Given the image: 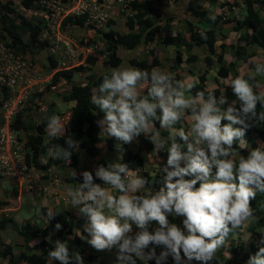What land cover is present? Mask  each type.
I'll list each match as a JSON object with an SVG mask.
<instances>
[{"label": "clouds", "instance_id": "obj_1", "mask_svg": "<svg viewBox=\"0 0 264 264\" xmlns=\"http://www.w3.org/2000/svg\"><path fill=\"white\" fill-rule=\"evenodd\" d=\"M201 36L206 38L204 33ZM228 37H217L216 43H232L227 42ZM226 58L234 60L229 54ZM263 61L261 46L246 61H240V75L218 77L220 83H228L235 97L231 101L214 92L205 95L197 91L192 95L195 81L178 80L157 68L116 67L104 73L90 97L91 104L103 113L96 121L100 132L115 137L118 148L143 135L153 145L155 156L166 151V162L153 173H162L163 184L158 190L146 187L140 171L131 170L119 158L92 171L82 170V179L75 180L76 184L65 192V205L85 219L83 234L79 229L76 235L96 250L114 247L115 264H137V260L142 264H167L169 258L172 264H212L229 234L255 216L250 200L257 192L264 193V143L250 149L245 140L250 127L264 124V111L257 108L259 104L264 109V79L259 77L264 75ZM213 85L218 86L215 81ZM20 88H10L4 82L0 89V123L3 103L21 96L9 119L11 128L23 100ZM5 91H11V95ZM186 116L190 118L187 126L181 123ZM46 119L49 141L64 135L66 122L59 115ZM64 140L66 147L52 143L49 152L67 161L71 152L79 149V142L71 136ZM234 141L240 148L250 149L246 157H235ZM55 175L56 185L66 182ZM69 175L74 178L77 172L71 169ZM94 177L102 183H96ZM52 214L49 212L48 218ZM169 215L181 217V226L170 223ZM258 231V248L244 264H264V230ZM52 243L47 253L49 264L54 260L84 264L78 252H70L67 241Z\"/></svg>", "mask_w": 264, "mask_h": 264}, {"label": "trees", "instance_id": "obj_2", "mask_svg": "<svg viewBox=\"0 0 264 264\" xmlns=\"http://www.w3.org/2000/svg\"><path fill=\"white\" fill-rule=\"evenodd\" d=\"M20 2L25 8L35 7V0H20ZM168 2H171L172 6L168 12H165L164 8L169 7L166 4ZM204 2L210 6L212 5L211 7L217 3L216 0H129L128 5L132 12L125 21L127 30L121 31L110 28L99 34L104 44L103 52L106 55L104 64L108 65V68L98 73H89L86 83L76 85L69 91L59 95L64 102L71 103L68 110L69 115L66 123L67 127L64 129V135L55 141H49L46 135V118L55 114L51 106L47 107L46 111L41 114L39 121L28 119L21 110L11 120L13 130L17 133L22 130L25 133L24 155L26 164L36 170H46L50 165L59 166L62 179L70 184H76L75 180L79 181L82 179L79 174L74 178L70 177L69 172L62 176L61 170L63 168L66 169V165H69L74 170L77 169L81 156L80 150L93 159L100 154V147L98 146L100 141L104 143L106 151L112 150L114 148L112 138L103 136L96 123L97 120L102 118L103 113L99 109H96L90 102L92 90L102 81L104 73L109 72L113 68L123 66L124 60L117 53L119 47L125 51L134 50L140 45L148 44V42L155 40L163 31H167V34L161 39H156V43L161 46L167 44L173 45L175 48L173 59L164 57V54H162L163 58H160L151 50L150 52L154 55L150 62L142 59H130L129 62L140 67L139 69L147 71H151L154 66H161L160 70L167 71L165 68L167 62L165 60H171L167 64L170 69L167 72H170L179 80L176 70L182 58L181 49L184 48L188 52L186 61L192 62L198 61V58L192 54L193 48L196 46L205 48L207 52L203 56V62L206 67L202 73L198 74V79L195 81V87L191 90V94L194 95L197 91H203L205 95L209 92H214L216 96L225 95L229 101L234 100L235 97L230 87H228V83H220L218 77L232 79L240 75V61H246L248 57L255 54L256 48L264 46V0H241V3L239 0H224L219 4L221 8L225 9L221 12L210 11L203 4ZM177 7L180 8V13L175 12ZM237 7H239L238 12L235 11ZM12 11H14L12 7L0 1V38L5 40L7 45L17 48L20 52H25L31 44L39 49L43 47L44 41L39 39L40 25L19 13H15L16 17L12 16L10 14ZM185 17L191 18L184 21L186 24L185 30L173 28V20H180ZM86 24V13L66 15L61 22L62 27L72 26L75 28H83ZM171 29L175 32L170 33ZM232 30L237 35L235 42L216 43L217 37L225 40ZM23 33L29 35V44L23 40ZM201 33H204L206 38H202ZM227 54L231 55L234 60H228L226 58ZM47 60L49 61L50 67H56V61L53 55H47ZM96 61V54L87 55L86 62L94 64ZM214 66L216 68L214 81L218 86L209 88L210 80L207 78V73ZM75 69L88 68L77 66L71 69L55 71L51 80L46 84L45 91L49 92L56 88L60 78L64 77L66 80H69ZM243 76H247V74L244 73ZM259 77L264 79V75H259ZM255 81L256 79L254 78L251 82L255 83ZM53 86L55 87L53 88ZM220 86L223 88L220 89ZM40 94L41 92L38 93V95ZM257 108L258 111H264V109L260 108L259 104ZM187 117L181 122L185 126L189 125L186 121ZM224 122L222 121V123ZM161 131L162 134H167L164 130ZM66 136H71L79 142V150L72 151L69 159L64 161L51 155L49 148L52 143L66 147L64 140ZM138 138L142 140V150L144 153L151 152L153 147L151 142L143 135ZM245 140L250 149L264 143V124L250 127L245 133ZM233 147L237 150L235 152L236 158L239 155L246 157L250 150L247 147L240 148L235 141ZM121 149L122 161L134 162L137 168L143 169L142 176L146 178L147 186L152 190H158L163 184L162 174L155 173L153 180L150 182L151 176L144 170L145 162L143 154L140 151H134L128 144H122ZM46 154H48L46 161L42 163L40 158ZM158 155L163 157L167 155V152L161 151ZM99 162L104 163L101 158L97 161V163ZM71 165L76 166V169ZM44 176L43 174L42 177ZM8 203L7 199L0 200V208L8 205ZM250 206L253 208L255 216L246 227L249 231L248 239L238 241L234 237V232L230 233L223 248L217 251L216 259L212 261V264H244V261H246L249 255L256 252L258 248L257 241L260 238L258 230H264V193L257 192L255 199L250 200ZM42 211L45 215L47 214L45 207L42 208ZM78 215L81 218L83 217L79 213ZM167 218L170 223H176L178 226H181V217L169 215ZM49 219L47 225L41 226L31 221V218H26L19 224L16 220L7 217L5 214L2 216L0 219V228H3L6 222H9L11 228L23 239V249L17 252L16 262L11 257L13 242L9 241L4 243L0 241V256L8 260L6 264H47L48 250L53 247L50 241V235L52 233L62 241H67L70 252L76 251L81 257H85L87 254L86 261H93L95 258L98 259L97 255L92 251L88 252L87 242L77 236L74 230L79 222L83 225L85 219L82 218L81 221L74 220L73 216L71 217L69 212L64 209L53 211ZM155 223L153 221V224ZM56 224L60 225L59 229L56 228ZM157 252H159L158 248ZM103 264L106 263L103 262ZM137 264H142V262L137 260ZM148 264H154V261H149ZM167 264H172V262Z\"/></svg>", "mask_w": 264, "mask_h": 264}, {"label": "rangeland", "instance_id": "obj_3", "mask_svg": "<svg viewBox=\"0 0 264 264\" xmlns=\"http://www.w3.org/2000/svg\"><path fill=\"white\" fill-rule=\"evenodd\" d=\"M5 2L8 6L12 7L14 11L10 13L12 16H15V13L24 15L25 17L35 21L40 25L39 39L44 41L43 47L40 49L35 47L33 44L29 45L28 49L25 52H20L17 48L11 47L5 43V40L0 38V89L3 86V83L8 80V72L5 69L7 65L20 62L24 60L29 66L27 68L29 72V78L32 79L31 85L27 87L26 90L22 92V104L19 111H23L24 115L32 121H39L41 114L46 111L47 107L51 106L55 111L56 115H59L62 121L67 123V118L69 115V108L71 103L64 102L60 98V94L69 91L76 85H81L86 83L87 76L89 73H98L101 70H106L108 65L104 64L106 59L104 50V44L101 37L99 36L100 32L107 31L110 28L115 30H127L125 21L128 16L131 14V8L128 5L129 0H103L105 2V11L104 18L99 19L98 21L95 18H90L83 28H75L72 26L62 27L61 22L57 28L55 24L59 21L58 17L62 15V8L66 4L67 0L64 2L60 0H35V7L31 9L24 8L20 0H0ZM69 5H71V0ZM217 3L211 7L208 3H203L206 5L210 11L221 12L225 9L221 8L219 4L224 0H216ZM233 1V0H228ZM167 2V1H166ZM203 2V1H202ZM241 3V0H239ZM169 7L164 8L165 12H168L171 8V2L166 3ZM219 6V7H218ZM67 8L69 6H66ZM237 7L235 9L238 12ZM176 13H180V8L177 7L175 10ZM58 13V14H57ZM16 17V16H15ZM186 18V17H185ZM173 20V28L186 29V24L184 21L191 19L190 17L186 19ZM173 29L170 30V33H174ZM167 34V31H163L158 35V38L161 39ZM22 38L25 42H28L29 35L27 33L22 34ZM237 35L234 32H230L227 42H235ZM156 39L148 42V44L140 45L134 50L125 51L123 48L119 47L117 49L118 55L123 58L122 67H134L140 68L137 65L131 64L129 60H146L150 62L153 59V55L157 54L160 58L164 57L173 59L175 48L173 45H158ZM68 44L71 45V51L68 50ZM218 44V43H217ZM2 48V49H1ZM153 51L154 54L150 51ZM206 49L201 47H194L192 54H194L198 61H186L188 57V52L183 48L181 49V61L178 64V69L176 70L179 80L182 81H197L198 74L202 73L205 69L203 62V56L206 54ZM53 55L56 61V67H50L49 61L47 60V55ZM88 54H96L97 61L94 64L86 62V57ZM170 63L171 60H165ZM165 64V68L169 71V66ZM77 66H84L88 69H79L74 70L70 79L66 80L64 77L59 79V84L52 89V91H45L46 84L51 80L53 73L57 70H66L71 69ZM154 68L161 69V66H154ZM215 69L211 68L208 70L207 78L210 80L208 87L213 88ZM192 70V71H190ZM25 84V83H23ZM38 95V93H40ZM8 92L5 91L4 94ZM11 95V91L9 93ZM15 95H18V92H15ZM1 104V102H0ZM24 118V117H23ZM1 120V115H0ZM186 121L190 124V118L187 117ZM67 124H65V128ZM18 138L24 141L25 133L20 131L17 133ZM103 135V134H102ZM104 136V135H103ZM114 143V148L112 150L106 151L103 142H99L98 146L100 147V154L96 158H91L87 156L82 150H80V162L77 166H72L75 168L77 174L82 170L92 171L97 165L102 163H97L101 158L103 160V165L107 166L109 162L120 159L121 162V146L118 148L117 144L119 141L115 137H111ZM128 146L134 151H140L144 156V170L151 176L150 182L154 178V172L157 166L162 165L166 162V156H155L154 153H144L142 150L143 143L142 140L137 138L135 141L128 143ZM248 148V147H247ZM79 150V149H78ZM166 152V151H165ZM166 154V153H165ZM48 154L41 156L40 160L42 163L46 161ZM128 165L131 170L140 171L139 174H143V169H139L135 166L134 162H124ZM65 168L61 170L62 176L68 174L71 171V167L66 165ZM159 173V172H157ZM45 175L42 177V175ZM54 174L60 176L59 166L50 165L47 169H34L30 166H26L25 179L21 182V186L18 185V181L13 176H2L0 175V200L7 199L9 202L8 205H5L0 208V219L5 214L7 217L16 220L19 224L22 223L26 218H31V221L45 226L49 223L48 213L55 210L64 209L69 212L70 216H73V219L81 221V216L78 215V211L72 208L70 205H65V192L66 185L68 187L74 186L75 184L68 182H61L56 185L53 180ZM162 174V173H159ZM9 179L8 182L1 183L3 179ZM96 183H102L99 179L94 177ZM146 187L147 183H146ZM45 207L47 214L45 215L42 211V208ZM250 221L244 222L237 230L234 231V237L238 241H245L249 237V231L247 230V224ZM53 229V228H52ZM82 232V225L79 222L75 226L74 230L77 233L78 230ZM61 240L58 237H55L53 233L50 235L51 243L56 240ZM0 241L7 243L9 241L13 242V251L12 259L16 262L18 250H22V237L11 228L9 222L0 228ZM62 241V240H61ZM36 242V241H35ZM53 245V243H52ZM54 246V245H53ZM87 250L92 251L99 259H94L93 261H86V257H82L84 264H115L116 260V249L105 250H96L88 243L86 244ZM159 249V248H158ZM160 250V249H159ZM227 256V255H225ZM8 260L0 256V264H6ZM172 262L171 258L167 263ZM47 264L49 260L47 257ZM52 264H60L59 261H53ZM195 264V262H193ZM237 264V263H235Z\"/></svg>", "mask_w": 264, "mask_h": 264}, {"label": "built area", "instance_id": "obj_4", "mask_svg": "<svg viewBox=\"0 0 264 264\" xmlns=\"http://www.w3.org/2000/svg\"><path fill=\"white\" fill-rule=\"evenodd\" d=\"M65 3V6L62 8L63 13L58 17L59 21L55 24L57 28L63 18L70 14L78 15L86 13L87 21L92 17L97 21L104 18L106 8L103 0H71V5H69V1L67 0ZM66 6L69 7L67 8ZM67 45L68 50L71 51V45L68 43ZM28 67L26 62L22 60L9 64L5 68L8 72V80L5 84L10 88L14 86L21 87L19 89L21 95L23 90L31 85L32 79L28 76ZM22 83L25 84L22 85ZM20 100L21 96L11 97L3 103V121L0 123V175L13 176L19 183L25 179L27 166L24 159V141L20 140L17 132L9 126V119L15 114ZM53 177L54 182H57L58 177L55 174Z\"/></svg>", "mask_w": 264, "mask_h": 264}, {"label": "crops", "instance_id": "obj_5", "mask_svg": "<svg viewBox=\"0 0 264 264\" xmlns=\"http://www.w3.org/2000/svg\"><path fill=\"white\" fill-rule=\"evenodd\" d=\"M248 149V148H247ZM7 180H9V179H5V177H4V179H3V181H2V183H1V186H3V182H8ZM18 185L19 186H21V183H19L18 182ZM68 186L66 185V188H67ZM14 249V248H13ZM19 251V250H18ZM98 259H99V256H98Z\"/></svg>", "mask_w": 264, "mask_h": 264}]
</instances>
